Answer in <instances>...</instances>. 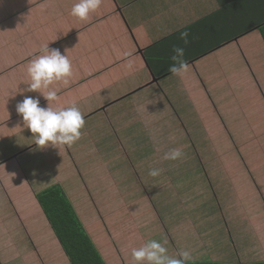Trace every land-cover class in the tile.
Instances as JSON below:
<instances>
[{"label":"crops","instance_id":"0c3cea01","mask_svg":"<svg viewBox=\"0 0 264 264\" xmlns=\"http://www.w3.org/2000/svg\"><path fill=\"white\" fill-rule=\"evenodd\" d=\"M78 2L0 0V27L6 36L0 45V57L3 50L16 49L15 44H25L27 48L21 49L24 52L19 56L6 58L4 62L0 59V186L7 185V190L0 187V196H7L22 230L24 227L39 229L41 235L48 222L35 194L60 185L69 197L65 183L75 176L65 177L66 167L72 166L89 183L94 180V184L101 177L105 180V176L96 174L102 168L111 179L107 181L110 185L106 190L117 193H120L117 187L123 188L129 185V178L136 180L137 177L141 187L152 192L149 204L154 210L156 208L157 216L156 205L163 213L158 227L164 219L171 227L166 214L173 206L180 211L177 214H184L183 195H180L183 192L195 194L199 190L197 175L208 174L204 176L205 181L216 182L214 173L230 166L223 162L224 155H218L221 159L216 158L214 153L221 151L218 144L208 138L204 142L209 145L207 152H196L193 143L203 146L202 137L194 142L189 139L188 132L194 136L195 129L185 128V108L179 105L195 104L197 94L214 98L207 88L225 87L232 81L237 68H244V61L251 70L264 72V39L258 30L264 23V0H102L100 7L90 13L86 21L71 15L73 5ZM251 28L255 29L249 32ZM50 31L55 46L50 45L67 55L72 64V76L67 82L57 81L50 86L57 91V100L50 102L49 106L55 110L75 104L84 116L85 126L81 129V138L70 147L38 149L31 138L33 134L24 127L22 117L16 112V104L25 96H38L40 106L47 107L48 102L39 92L25 90L31 82L27 68L32 59L42 54V46L35 43ZM185 31L188 32L187 44L180 38L181 32ZM176 47L184 49L187 63L186 71L179 75L170 71ZM219 53L225 56L224 63H212V58ZM14 70L21 71L19 78L12 79L11 71ZM185 112L190 113V107ZM171 149H181L183 157L176 161L163 160V154ZM39 152L41 156H38ZM248 166L252 169L248 172L264 199V172L260 171H264V160H251ZM151 168L163 171L149 180ZM174 177L173 182L178 179L186 181L182 185L186 188L184 191L180 189L175 205L169 191L172 187L169 180ZM229 177L234 180L233 175ZM24 197L26 202L20 200ZM69 201L84 227L92 229L93 220L87 224L86 219L81 218L84 214L79 215L77 210L81 206V211L87 210L95 215L89 209L91 205L77 197H70ZM25 206L26 210L37 209L31 222L20 215ZM145 214L146 229L153 240L157 229L150 206ZM96 219L101 221L100 217ZM173 219L175 234L159 239L169 256H174V250L179 254L181 249H192L198 259L194 263H199L202 247L198 239L196 241V235L207 230L214 241H209L210 247L204 256L209 252L217 258L223 254L221 248L213 245L215 241L218 246L222 244L221 238L216 239L204 221L189 220L190 233H183V217L174 216ZM251 219L255 220V217ZM261 221L257 223L260 225ZM253 231L245 233L251 239L256 257L261 241L258 235L264 228L260 232L257 228L256 233ZM187 241H193L191 245L196 246H188ZM247 249L251 255L253 251Z\"/></svg>","mask_w":264,"mask_h":264},{"label":"rangeland","instance_id":"374dc122","mask_svg":"<svg viewBox=\"0 0 264 264\" xmlns=\"http://www.w3.org/2000/svg\"><path fill=\"white\" fill-rule=\"evenodd\" d=\"M51 38L54 40V35L50 31L49 34L44 35L35 44L37 46L39 44L40 46L49 44V48L52 49L55 43H52L54 41ZM5 39L6 36L0 27V45ZM50 43H52V47ZM15 45L17 48L12 51L3 50L2 57H0L3 62L6 58L23 54L24 50L27 49L25 44ZM224 61L225 56L221 53L215 55L211 60L214 64H221ZM11 75L12 79L19 78L21 71H11ZM203 89L205 90V88ZM207 90L214 98L210 99L204 97V94H197L198 99L195 104L188 103L191 104L190 106L187 104L179 105L185 108L183 112L186 118L183 119L185 121L184 125L186 129H195V137L190 134L191 132H188L189 139L192 142L197 138L200 141V137H202L203 146H197L193 143L197 153L199 151L207 152L209 145H205L204 142L208 138L209 141L219 145L217 147L221 153H226L221 154L217 150L214 153L216 158L221 159L218 155H224L223 162L229 163L230 166L228 169L219 170L220 173L218 171L214 173V176H217L216 182L211 181V179L205 181L204 176L208 174L197 175L200 188L195 191V194L187 192L181 194V190L184 191L186 188L185 186L182 187L186 183L184 179L173 182L176 178L174 177L169 180L172 184L169 189L173 196L172 204L175 205L178 195L181 194L180 196L183 195L184 205L182 216L177 214L180 211L175 206L171 207L169 213L166 214L171 227L165 219L160 223L161 227H158L159 217L163 213H160L159 206L156 205L158 209L157 216L155 213L156 208L154 210L149 204L152 192L146 187H141V182L138 181L137 177L136 180L129 178V185H125L123 188L117 187L120 189V193H117L111 189L106 190V186L110 185L107 184V181L111 179L102 168L98 169L96 174H99L100 177L101 175L105 176V180L101 177V180L99 179V182L94 184V180L91 181L93 183H89L87 179L77 174L72 166L66 167L65 177L71 175L75 177H70L68 182L65 183V189L68 191L69 198H82L91 205L89 209L93 210L94 212H92L95 215H92L89 211L87 212V210L81 211V206L77 207V210L80 213L79 215L84 214L81 218L82 220L86 219L87 224L90 219L93 220L91 225L93 228L91 229L88 226L89 228L86 227V229L106 264H134L131 255L132 250L151 240V233L146 229L147 222L145 220L147 216L145 212H148L149 206L152 209L153 215L151 217L155 220L154 223L157 229V233L153 234L156 236L154 240L159 241L160 239L161 241V237L175 234L173 231L176 226L174 216L179 219L183 217V233H190L189 220L200 219L207 224L208 228L211 227L212 234L215 235L216 239L221 238L222 244L219 243L218 246L215 241L213 245H216L218 249L221 248L224 251L223 254L219 255L218 258L212 252L204 256L205 253H208L209 241H214V238H210L208 230L202 233L197 231L196 241L198 239V244L202 247L200 248L202 260L199 262L256 264L264 261V231L258 235L261 241L259 254L256 257H254L251 239L245 233L247 230H254L253 232L256 233L255 228L260 232L261 228H264V199L260 195V189L258 188V190L254 184L255 182H253L254 178L248 172H252L251 167L248 166L251 160H264V72L251 70L244 61V68H237L232 81L226 83L225 87L214 88L212 86ZM187 107H190V113L185 112ZM186 120L189 122L186 123ZM186 133L187 131L184 132L185 135ZM38 156H41V152L38 153ZM68 165L71 164H66V166ZM221 166L224 167L225 164ZM130 171L131 167L129 168ZM260 171L264 172L263 169ZM229 175H233L234 180ZM185 177L189 178L190 176L185 175ZM148 178L149 180L153 179L149 175ZM210 178H212L211 174ZM121 179L125 182L123 178ZM229 180L232 182H229ZM0 187L7 190L5 184ZM96 191L98 192L96 193ZM115 194L117 195L116 199L113 198ZM124 195H127V197ZM20 200L27 201L25 197ZM171 201L172 199L168 203H171ZM35 205L41 210L37 203ZM77 205L79 204L77 203ZM14 212L7 196H0V264H70L47 220L46 227L41 230V235H39V229L34 230L33 228L27 229L24 227L22 230V226L17 221ZM35 212H37V209L26 210L25 206L21 209L20 215L31 222ZM42 214L45 217L43 211ZM97 214H100V216ZM94 217H100L101 221ZM251 217H255V220ZM260 221L261 224L259 225L257 222ZM217 224H221L224 228ZM96 226L97 228H95ZM43 237H45L44 241ZM187 242H189L188 246H196L194 243L191 245L193 241ZM162 244L164 245L163 242ZM247 248H251V251H253L251 255H248L249 249ZM191 250L193 259L189 262L197 261L196 255ZM176 254L178 252L174 250L173 255L176 256Z\"/></svg>","mask_w":264,"mask_h":264},{"label":"clouds","instance_id":"9594fccd","mask_svg":"<svg viewBox=\"0 0 264 264\" xmlns=\"http://www.w3.org/2000/svg\"><path fill=\"white\" fill-rule=\"evenodd\" d=\"M101 3L102 0H79L73 5L71 15L86 21ZM187 37L188 32H181L180 38L185 44L188 43ZM173 51L170 71L179 75L187 69L185 53L181 47ZM41 52L27 68L31 82L25 91L39 92L48 102L47 107L40 106V97L25 96L16 104V112L22 117L24 127L33 134L31 138L38 149L70 147L81 138V129L85 126L84 116L75 104L54 110L49 103L57 100V91L50 86L57 81L67 82L72 76V64L67 55L61 54L59 49H50L49 44L43 45ZM183 155L181 149H171L163 154L162 159L176 161ZM162 171L160 168H151L148 174L157 177ZM131 255L134 264H188L193 259L191 252L186 250H181L178 256H169L167 248L154 239L133 249Z\"/></svg>","mask_w":264,"mask_h":264},{"label":"trees","instance_id":"16d2710c","mask_svg":"<svg viewBox=\"0 0 264 264\" xmlns=\"http://www.w3.org/2000/svg\"><path fill=\"white\" fill-rule=\"evenodd\" d=\"M253 29L255 28H251L249 32ZM258 30L264 39V23L258 27ZM35 198L54 230L70 264H106L62 186H50L35 194ZM188 264L221 263L191 262ZM256 264H264V262Z\"/></svg>","mask_w":264,"mask_h":264}]
</instances>
